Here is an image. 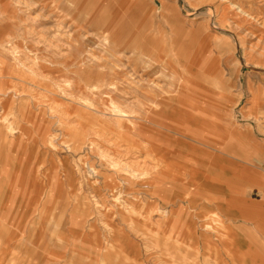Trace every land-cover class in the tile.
<instances>
[{
    "label": "rangeland",
    "instance_id": "obj_1",
    "mask_svg": "<svg viewBox=\"0 0 264 264\" xmlns=\"http://www.w3.org/2000/svg\"><path fill=\"white\" fill-rule=\"evenodd\" d=\"M217 2V5L220 3L229 11L228 15L225 14L227 19L220 11L219 23L228 26L230 33L240 40L246 64L255 65L259 59L264 61V0ZM94 6H98V3ZM178 6L190 23L194 16L185 15L187 6L184 1L179 0ZM103 11H107V6L100 13L105 14ZM104 20L100 18L98 22L97 35L82 37L74 36L71 23L51 21L50 50L56 51L59 46L63 48L60 52H54L55 55L51 53V63L45 62L43 51H37V45L42 48L46 40L43 36L38 38L40 44L36 45L37 49L33 52L8 50L9 59L17 57L18 69L17 73L15 70L11 73L13 69L7 66L0 69V78L11 80L5 86H1L0 80V87L3 88L0 89V97L5 98L10 92H16L36 112L47 107L46 111L50 115L43 110L42 118L50 124L48 128L47 124L45 126L54 178L50 180L52 190L45 183L39 191L34 192L29 181L30 165L23 162L22 167L17 168L15 151L0 143L1 149H4L0 154V264H81L80 257L85 264H103L101 256L91 254L86 249L94 246L93 239H85L81 235L94 229L88 225L78 226L62 237L59 234L62 216L76 210H82V214L87 215L86 212L93 207L110 208L120 214L130 210L138 199L145 202L146 198L154 197V190L163 182L159 174L174 172L185 176L193 156L197 155L193 151L206 152V156H209L205 160L206 170L212 171L217 161L218 147L224 139H227L222 154L224 205L222 209L215 208L213 204L210 206L211 210L206 215L207 231L200 230L212 233L213 240L208 241L191 233L189 238H180L175 242L180 251L178 253L174 251L175 248L166 250L161 247L162 244L151 237L156 231V219L162 221V228L172 229L176 236L186 235L190 229L186 212L177 214L180 210L178 204L167 205L164 212L160 209L147 212L152 221L146 228L138 230L135 226V231L133 226L127 227L133 234L132 240L139 244L141 254L137 256L140 259H137L128 251L119 253L121 261L126 264H250V256L261 254L264 257V114L256 109L254 114L247 111L244 117L245 112L242 114L238 111L245 104L252 105L254 97L256 101L264 102L262 95L246 92L248 84L251 87H264V70L244 67L241 87L237 84L232 88L234 96L230 104L226 105L222 95L215 91L217 87L208 92L187 79L186 54L179 50L176 37H165L157 45L154 42L149 44L150 60L146 62L149 66H141L140 72L112 50V41L104 35ZM82 23V29L87 30V20L84 19ZM59 39L63 42H59ZM158 46L159 50L156 49ZM170 50H174V53L169 54ZM178 53L183 57L179 58ZM60 63L82 66V77L80 73L75 74L73 68L63 71L59 68ZM233 64L237 63H232V67ZM232 75L236 76L235 73ZM106 81L108 83H104ZM173 83L188 87V96L162 107L161 115L151 121L140 116L144 142H137L130 134L126 135L125 120L128 115L131 118L135 112L142 115L139 109H145L143 113L148 112L141 106L142 103L150 105L172 97L166 91L173 88ZM93 84H104L114 94L98 96L104 102V107L101 103L91 104L89 102L93 101L85 98L91 95L86 86ZM153 91L157 94H153ZM109 97L113 101L119 99L121 105L115 106L113 101L109 102ZM232 104L239 106L235 109ZM131 105L133 107H129ZM153 107L150 106L151 109ZM0 125L4 126L5 136L11 139L23 132L25 126H33V123L29 116L10 114L3 110ZM231 130L246 140L240 144L231 140ZM219 134L222 135L221 139ZM160 151L167 159L162 158ZM46 166L47 162L40 163L39 168L42 170ZM72 171L77 174L76 179H66L65 173ZM44 176L40 174L42 179ZM105 178L111 180L109 185H102ZM144 195L148 196L144 198ZM32 198L35 204L29 206ZM182 206L185 207V204ZM45 219L52 225L50 237L61 246L58 251L53 250L52 245L48 246L43 228L37 224ZM97 227L100 231L103 229L101 225ZM140 231H148V234ZM244 234L252 235L255 241L247 240ZM218 240L224 242L220 244Z\"/></svg>",
    "mask_w": 264,
    "mask_h": 264
},
{
    "label": "crops",
    "instance_id": "obj_2",
    "mask_svg": "<svg viewBox=\"0 0 264 264\" xmlns=\"http://www.w3.org/2000/svg\"><path fill=\"white\" fill-rule=\"evenodd\" d=\"M183 1L187 6L185 15L194 16L190 23L180 11L179 0H0V46L6 45L3 48L0 47V69L7 66V68L13 69L11 73L14 70L16 72L19 61L15 57L9 59L8 50L12 52L32 50L33 52L36 45L40 44L38 38L41 36L46 40L42 43V48L37 45L38 49H36L45 53V62L51 63V53L60 52L63 49L62 46H59L56 51L50 50L51 21L59 20L60 22L71 23L75 31L74 36L82 37L83 35H97L99 32L98 22L100 18H103L105 19L104 25L106 24L104 35L112 41V50L122 55L128 65L135 67V70L138 68L140 71L141 66L145 68L149 66L146 65L147 59L150 60L151 46L149 44L154 42L157 45L163 42L165 37L169 39L176 37L179 50L186 54L187 79L208 92L217 87L218 89L215 91L222 95L226 105H228L234 96L232 88L237 84L241 87L243 68L264 70V61L259 59L255 65L246 64L240 40L236 35L230 33L228 26L219 23L220 11L222 15L226 16H223L225 19H227L229 11L222 4L217 5V0ZM95 3H98V6L92 7ZM105 6H107V11H103L105 14L100 13ZM89 9L90 11L87 12ZM191 10L192 12H190ZM84 19L87 20L89 26L87 30L82 29ZM59 42L63 41L59 39ZM62 44L64 45V43ZM8 47L10 49H7ZM156 49L159 50V46ZM170 53H174V50H170ZM178 57L183 56L180 57L178 53ZM234 62L237 64H233L232 67ZM59 68H62L63 71L73 68L75 74L80 73L79 76L82 77V66L73 67V65L66 66L60 63ZM232 73H235L237 79ZM5 79L4 77L0 78L1 86H5L6 82H11V80ZM0 89L3 88L0 87ZM246 92L253 95L254 93L260 94L262 95L261 98L264 99V87L262 86L251 87L248 84ZM10 93L8 97H0V115L5 110L6 113L11 114L13 112L16 115L29 116L33 126H25L23 132L9 139L3 133L4 126L0 125V143L3 142L4 145H8L15 151L17 168H21L23 162L30 165L31 179L29 181L34 192L39 191L45 183L51 189L50 180L54 177H52L51 172V152L47 147L50 145L47 144L48 136L46 137L47 128L50 124L42 118L44 111L49 115L50 112H47L46 108L43 109L44 111L40 109L36 112L33 108H29V103L25 98L20 99L16 92ZM239 104L232 105H235V109H237ZM251 104L249 106L245 104L238 111H241L242 114L245 112L244 117L247 111L254 114L256 109L261 110L260 113L264 114L263 101H256L254 97ZM2 137H4V141H2ZM230 139L235 140L238 144L246 140L242 138V135L239 136L236 131L232 130ZM226 141L227 139H224L218 147V157L217 161L214 162L212 171L206 170L205 160L207 157L209 158L206 156V152L204 150L193 151L197 155L193 156L194 162L192 161V164L189 165L185 176L174 172L158 175L163 182L160 187L154 190V197L146 198L145 202L143 199L142 202L141 199H138L130 210H124L121 214L110 208L94 209V207L86 212L87 215L82 214V210L71 211L62 216L59 234L65 237L66 233L73 231L72 229L88 225L94 230L90 233L83 232L81 235H84L85 239L92 238L94 246L90 249L86 248L87 251L101 256L103 264H126L122 263L119 253L128 251L137 259H140L138 257L141 254L139 244L132 240L133 234L127 230V227L133 226L135 231L137 227L138 230L146 228L152 221L148 213L155 209L164 212L165 206L178 204L180 210L177 214L186 212V220L189 222L188 228L190 229L186 235L176 236L172 229L165 230L162 228V221L156 219L154 223L156 231L155 234H151V237H154L157 243L162 244L161 247L164 249L175 248L174 251L177 253L180 251L176 248L175 242H178L180 238H189L188 235L191 233L212 241V233L208 231V234L200 230L207 231L206 215L211 210L210 206L213 204L215 208L222 209L224 205L222 196L225 174L222 154ZM202 147L204 148V145ZM1 150L4 149L0 147V154ZM46 162L47 166L41 170L39 168L40 163L45 164ZM41 173L47 177L44 176L42 179ZM76 177L77 174L73 172H66L65 174L66 179L72 180ZM104 180L103 183L101 182L102 185H109L110 179L106 180L105 178ZM145 196L148 195H144V198ZM30 204H35L33 198L29 200V206ZM183 204L185 207L182 206ZM37 224L39 228H43L44 240L49 243L48 246L52 245L51 248L55 251L61 249V246L51 238L52 225L49 220L45 219ZM98 225L103 227L101 231L98 229ZM140 232L148 234V231ZM244 236L247 240L255 241V237L250 234H244ZM218 241L220 244L224 242ZM79 259L81 264H85L82 257ZM249 260L250 264H264V257L261 254L252 255Z\"/></svg>",
    "mask_w": 264,
    "mask_h": 264
},
{
    "label": "bare ground",
    "instance_id": "obj_3",
    "mask_svg": "<svg viewBox=\"0 0 264 264\" xmlns=\"http://www.w3.org/2000/svg\"><path fill=\"white\" fill-rule=\"evenodd\" d=\"M207 13V12H206ZM213 17V16H212ZM235 25V24H234ZM247 29V28H246ZM38 31V30H37ZM246 32V31H245ZM244 32V33H245ZM243 33V34H244ZM57 34V33H56ZM232 34V33H231ZM36 35V34H35ZM252 35V34H251ZM67 36H68V34H67ZM245 36V35H244ZM260 37V36H259ZM36 44V43H35ZM129 44V43H128ZM258 44V43H257ZM55 45H57V44H55ZM53 47V46H52ZM57 49V48H56ZM54 51V50H53ZM129 52V51H128ZM159 55V54H158ZM255 55H256V53H255ZM83 56H85V55H83ZM122 56V55H121ZM191 57V56H190ZM17 58V57H16ZM94 59V58H93ZM218 61V60H217ZM121 63V62H120ZM84 64V63H83ZM108 64V63H107ZM108 66V65H107ZM106 66V67H107ZM73 67H74V65H73ZM187 67V66H186ZM151 68V67H150ZM107 69V68H106ZM158 69V68H157ZM83 72V70H81V73ZM141 72V71H140ZM108 73V72H107ZM132 76H134V75H132ZM172 77V76H171ZM170 77V78H171ZM62 79V78H61ZM135 79H137V78H135ZM115 80H117V79H115ZM141 81V80H140ZM144 81V80H143ZM165 81V80H164ZM102 82V81H101ZM118 82H121V81H119L118 80ZM137 82H138V80H137ZM146 82V81H145ZM168 82V81H167ZM104 83H108V81H106V82H104ZM122 83V82H121ZM157 84H159V83H157ZM166 85V84H165ZM179 85V84H178ZM181 85V84H180ZM171 86H173V88H169V89H167V91H166V94H169V93H171V95H172V97H169V98H163L162 100H159V102L158 103H156V102H153V103H150V105L148 104V105H146V103L145 104H143L142 103V107L143 108H146V110H148V112L147 111H145L144 113H143V110H145V109H139V110H141L140 112H142V115L139 113V112H135L133 115H134V117H129V115H128V117L126 118V122H127V127H125V128H127V133H126V135L127 134H130V136L131 137H133V138H135L136 139V141L138 142V141H141V142H144L143 140V135H141V125H142V123L143 122H141V117L142 118H146V120H153V119H155V118H157L158 116H160L161 115V113H160V111H161V108L162 107H165V105H167V104H169V103H172L173 102V100H176V99H179V98H181V97H184L185 95L186 96H188V91H187V88H185L184 86L183 87H181V86H177V84L176 83H173ZM170 86V87H171ZM87 88H89L90 89V96L89 97H85V98H87V99H89V100H91V101H93V102H89V103H91V104H96V105H99V103H101V106L102 107H104L105 105H104V102H102V99L101 98H99L98 96H101V95H103V94H105V96H113L114 94L112 93V91L111 90H107V86H105L104 84H100L99 86L97 85V84H93V85H87L86 86ZM146 88V87H145ZM156 88V87H155ZM123 89V88H122ZM161 89V88H160ZM126 90V89H125ZM178 90V91H177ZM135 91V90H134ZM129 92V91H128ZM131 92V91H130ZM133 93V92H132ZM174 93H176V94H174ZM197 93V92H196ZM142 94H144V93H142ZM153 94H157V92H155V91H153ZM162 94H163V92H162ZM189 96H191V95H189ZM196 96V95H195ZM57 97V96H56ZM98 97V98H97ZM136 97V96H135ZM134 97V98H135ZM141 97V96H140ZM81 99H82V97H80ZM97 98V99H96ZM126 98V97H125ZM130 98V97H129ZM128 98V99H129ZM137 98V97H136ZM101 99V100H100ZM109 99V102L110 101H113V99L112 98H108ZM157 98H154V100H156ZM134 100V99H133ZM181 100H182V98H181ZM151 101H153V100H151ZM218 101V100H217ZM125 102V101H124ZM123 102V103H124ZM113 103L115 104V106H119V105H121L120 103H119V99H117L116 98V101H113ZM94 104V105H95ZM118 104V105H117ZM79 105V104H78ZM93 105V106H94ZM152 105L154 106L152 109L150 108V106L152 107ZM95 107V106H94ZM109 107V106H108ZM124 107V106H123ZM122 107V108H123ZM129 107H133V105H131V106H129ZM47 108V107H46ZM114 108H117V107H114ZM92 109V108H91ZM94 109V108H93ZM117 110H118V108H117ZM101 111V110H100ZM141 116V117H140ZM129 118V119H128ZM182 119V118H181ZM99 123V122H98ZM118 124H119V122L116 124L117 126H118ZM110 127V126H109ZM111 130V129H110ZM102 133V132H101ZM100 133V134H101ZM221 133V132H220ZM117 134V133H116ZM110 136V135H109ZM108 136V137H109ZM113 136V135H112ZM101 137V136H100ZM106 137V136H105ZM51 138V137H50ZM222 138V135H220L219 134V139H221ZM52 139V138H51ZM51 139H50V141H51ZM88 139V138H87ZM108 142V141H107ZM147 144V143H146ZM151 144V143H150ZM97 145H98V143H97ZM141 145V144H140ZM152 145V144H151ZM88 146V145H87ZM90 147V146H89ZM112 147V146H111ZM145 147V146H144ZM96 149V148H95ZM98 149V148H97ZM89 151V150H88ZM121 151V150H120ZM138 151V150H137ZM160 153H161V156H162V158H165V159H167L166 157H165V155H164V153L163 152H161L160 151ZM117 154V153H116ZM139 154V153H138ZM137 155V154H136ZM149 155V154H148ZM151 155V154H150ZM107 156V155H106ZM145 156H146V154H145ZM103 158V157H102ZM121 158V157H120ZM126 159V158H125ZM127 159H130V158H127ZM100 160V159H99ZM104 160V159H103ZM156 160V159H155ZM65 161V160H64ZM83 161V160H82ZM90 161V160H89ZM108 161V160H107ZM123 161V160H122ZM140 161V160H139ZM157 161V160H156ZM66 162V161H65ZM105 162V161H104ZM153 162V161H152ZM159 162H160V159H159ZM107 164H108V162H106ZM115 163H113V165H114ZM155 164V163H154ZM95 165H97V164H95ZM65 166V165H64ZM115 166V165H114ZM141 166V165H140ZM99 168V167H98ZM97 168V169H98ZM128 168V167H127ZM140 168V167H139ZM142 168V167H141ZM93 169V168H92ZM138 169V168H137ZM94 170V169H93ZM121 170H122V168H121ZM120 170V171H121ZM146 170H147V168H146ZM111 171V170H110ZM115 171V170H114ZM149 171V170H148ZM154 171V170H153ZM73 172V171H72ZM71 172V173H72ZM128 172V171H127ZM157 172V171H156ZM66 174V173H65ZM90 174V173H89ZM123 174V173H122ZM97 175V174H96ZM129 175H131V174H129ZM167 175V174H166ZM133 176V175H132ZM114 179V178H113ZM135 179V178H134ZM139 179V178H138ZM103 180V179H102ZM119 180V179H118ZM96 181V180H95ZM111 181V180H110ZM73 184V183H72ZM101 184V183H100ZM141 185V184H140ZM69 186V185H68ZM89 186V185H88ZM63 188H64V186H63ZM90 188V187H89ZM114 188V187H113ZM103 190V189H102ZM107 190V189H106ZM88 191V190H87ZM91 192H93V191H91ZM97 192V191H96ZM141 193V192H140ZM139 193V194H140ZM138 195V194H137ZM74 196V195H73ZM95 196V195H94ZM139 198V197H138ZM101 201V200H100ZM114 205V204H113ZM139 207V206H138ZM133 210H135V209H133ZM136 211V210H135Z\"/></svg>",
    "mask_w": 264,
    "mask_h": 264
}]
</instances>
